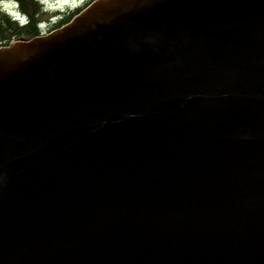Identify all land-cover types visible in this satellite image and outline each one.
Wrapping results in <instances>:
<instances>
[{"label": "water", "instance_id": "obj_1", "mask_svg": "<svg viewBox=\"0 0 264 264\" xmlns=\"http://www.w3.org/2000/svg\"><path fill=\"white\" fill-rule=\"evenodd\" d=\"M0 264H264V0H96L0 47Z\"/></svg>", "mask_w": 264, "mask_h": 264}, {"label": "trees", "instance_id": "obj_2", "mask_svg": "<svg viewBox=\"0 0 264 264\" xmlns=\"http://www.w3.org/2000/svg\"><path fill=\"white\" fill-rule=\"evenodd\" d=\"M45 1L0 0V47L31 40L60 29L96 0H83L80 8L66 11H52L48 9ZM10 5L14 6V11L8 8ZM13 12L19 13L22 18L17 20Z\"/></svg>", "mask_w": 264, "mask_h": 264}, {"label": "rangeland", "instance_id": "obj_3", "mask_svg": "<svg viewBox=\"0 0 264 264\" xmlns=\"http://www.w3.org/2000/svg\"><path fill=\"white\" fill-rule=\"evenodd\" d=\"M54 1V0H52ZM50 1H45L48 9H52V11H57V10H70L75 7L81 6L83 4V0H56L54 2ZM70 7V8H68ZM9 9H12L13 11L14 6L10 5L8 6ZM47 28V25L45 26V29Z\"/></svg>", "mask_w": 264, "mask_h": 264}]
</instances>
